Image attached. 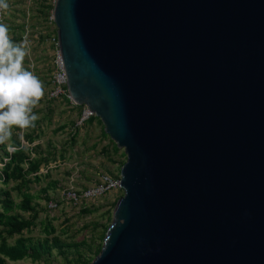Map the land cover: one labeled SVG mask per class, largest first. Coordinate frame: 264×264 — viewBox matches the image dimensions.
Returning <instances> with one entry per match:
<instances>
[{"label": "water", "instance_id": "obj_1", "mask_svg": "<svg viewBox=\"0 0 264 264\" xmlns=\"http://www.w3.org/2000/svg\"><path fill=\"white\" fill-rule=\"evenodd\" d=\"M66 87L123 150L88 264H264V0H55Z\"/></svg>", "mask_w": 264, "mask_h": 264}, {"label": "rangeland", "instance_id": "obj_2", "mask_svg": "<svg viewBox=\"0 0 264 264\" xmlns=\"http://www.w3.org/2000/svg\"><path fill=\"white\" fill-rule=\"evenodd\" d=\"M6 2L8 8L0 9V23L8 26L10 38L19 37L18 40L13 41L14 43L18 44L26 39L28 55L24 59V67L32 71L40 80H44L47 76L45 65L50 64V52L53 49L50 38L56 34L55 25L49 22L47 17L52 8L49 7L44 15H38L39 3H36V0H6ZM20 26H23V30ZM31 64L34 65L33 68ZM83 107L62 101L48 104L45 99H41L33 109L39 117L37 120L39 127L34 133L33 141L28 143V138L25 137L29 129L22 131L13 127L11 140L7 143L13 144V139L18 138L27 148V152L35 144H40L41 148L46 150L49 148L47 144L50 143L52 145L50 148L56 147L63 155V158L57 156L56 160L51 159L47 166L42 164L40 180L29 184V193L33 196L32 203L35 204L38 214L32 225L24 229L21 235L32 240L44 238L46 235L58 236L65 241L85 239L92 245L93 251L98 244H102L107 229L105 227L110 224L113 207L122 195V190L116 189L106 193L85 212L81 210L82 206H71L63 193L71 185L83 188L84 185L97 179L99 172H107L117 178L125 155L122 149L118 148L117 151L114 149L115 143L104 133L103 125L97 119L92 122L87 120L82 125L75 126ZM61 125L63 127H59ZM74 129H76L75 134L70 141ZM105 147L106 152L102 151ZM5 150L6 145L0 144V164L2 158H5ZM32 154L33 152L31 157ZM34 154L37 156L35 152ZM51 181H57L58 188L55 191L48 189L47 194L51 195L57 205L53 209H48L41 188L46 187ZM13 185L12 181L4 184L0 179V189L8 188L14 203L17 204L22 197L17 190L12 189ZM14 210L24 217L30 216L28 212L16 208ZM48 223L54 228L50 234L46 233ZM18 236L20 235L9 238L8 241L12 243ZM85 255L93 256V253L85 252ZM6 261L8 264H65L55 248L46 260L34 261L24 258L6 259Z\"/></svg>", "mask_w": 264, "mask_h": 264}, {"label": "trees", "instance_id": "obj_3", "mask_svg": "<svg viewBox=\"0 0 264 264\" xmlns=\"http://www.w3.org/2000/svg\"><path fill=\"white\" fill-rule=\"evenodd\" d=\"M38 2V15H44L49 7L52 8L47 3V0H38ZM20 29L23 30V26H20ZM18 38L13 37L11 39L12 41H16ZM43 85H46V82ZM93 117L88 120L92 122L97 119L101 123L98 117ZM35 124L36 127L29 128V132L25 134V137L28 138V143L33 141L34 133L39 127L38 121ZM59 127H63V125ZM74 134L75 130L71 133L70 141L73 139ZM12 143L19 148V151L13 154L6 164L5 161L3 162L5 166L0 170V179L4 184L10 181L14 182L12 189L17 190L22 198L19 203L15 204L10 190L8 188L0 189V264H8L6 259L21 260L30 258L34 261L46 260L54 248L63 258L65 264H88L98 254L102 244H98L92 251V245L85 239L80 241H65L58 236L48 237L46 235L44 238L32 240L29 237H23L21 235L24 229L32 225L33 220L38 214L35 204L32 203L33 196L29 193V184L40 180L41 174L37 172L42 164L47 166L51 159L56 160L55 158L57 156L63 158V155L56 147L50 148L52 146L50 143L47 144L49 148L46 150L42 149L40 144H35L31 146L28 152L20 139L14 138ZM114 149L117 151L118 148L116 145ZM102 151L106 152V147ZM31 152H35L37 156L31 157ZM4 155L5 158L9 157V153L6 150L4 151ZM117 178H119L118 175ZM57 188V181H51L46 187L41 188V193H43V199L46 203L53 199L50 194H47L48 189L55 191ZM15 208L23 212H28L30 216L24 217L20 212L15 211ZM87 209L89 207L81 208L83 212L87 211ZM53 231L54 228L48 223L46 233L50 234ZM16 235L20 236L14 238L13 242L10 243L8 239ZM85 252H92L93 256H87Z\"/></svg>", "mask_w": 264, "mask_h": 264}, {"label": "clouds", "instance_id": "obj_4", "mask_svg": "<svg viewBox=\"0 0 264 264\" xmlns=\"http://www.w3.org/2000/svg\"><path fill=\"white\" fill-rule=\"evenodd\" d=\"M6 0H0V9H7ZM6 24L0 23V144L6 145L9 157L19 151L7 143L12 137V128L20 130L35 128L39 119L33 109L44 96L43 82L24 67L28 55L26 39L14 43L8 35ZM22 139V138H21ZM35 157V154H32ZM5 165L0 164V169Z\"/></svg>", "mask_w": 264, "mask_h": 264}, {"label": "built area", "instance_id": "obj_5", "mask_svg": "<svg viewBox=\"0 0 264 264\" xmlns=\"http://www.w3.org/2000/svg\"><path fill=\"white\" fill-rule=\"evenodd\" d=\"M36 3H39L38 0H36ZM47 3L53 8L55 0H47ZM47 17L49 19V22L54 24L52 18V10H50ZM50 43L53 45V49L50 52V64L45 65L47 76L44 77V80H41L43 84L44 82H46V85L44 86V97L42 98V100L45 99L48 104L53 101H62L69 102L71 105H76L70 98L66 87V75L60 58L57 34H55L54 37L50 38ZM33 67L34 65L31 64V68ZM82 106L84 107L80 112L78 119L76 120L75 126L82 125L89 118L95 116L90 110H88L85 105ZM5 160L6 158H3L2 164ZM40 170L42 169H39L37 173H40ZM116 189H121L119 186V178H115L109 175L107 172H99L97 179L93 180L87 186L83 188H76L71 185L66 190H64L63 194L65 196L64 198L67 202H69L71 206H82V208H84L91 207L106 193ZM56 205L57 202L53 199L47 202L48 209H53Z\"/></svg>", "mask_w": 264, "mask_h": 264}, {"label": "crops", "instance_id": "obj_6", "mask_svg": "<svg viewBox=\"0 0 264 264\" xmlns=\"http://www.w3.org/2000/svg\"><path fill=\"white\" fill-rule=\"evenodd\" d=\"M90 183V182H89ZM87 186V185H84V187Z\"/></svg>", "mask_w": 264, "mask_h": 264}]
</instances>
